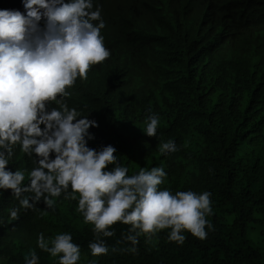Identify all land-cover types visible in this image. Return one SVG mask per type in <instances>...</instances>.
Returning a JSON list of instances; mask_svg holds the SVG:
<instances>
[{"label":"clouds","instance_id":"clouds-1","mask_svg":"<svg viewBox=\"0 0 264 264\" xmlns=\"http://www.w3.org/2000/svg\"><path fill=\"white\" fill-rule=\"evenodd\" d=\"M104 2L22 0V14L18 0H0V190L10 189L24 208L41 199L52 208L53 197L67 194L76 199L78 194L77 211L94 226L96 239L88 245L93 256L107 254L109 248L101 237L113 236L109 229L116 222L130 225L124 239L132 245L142 233L151 236L163 229H170L168 239L177 244L185 241V231L205 239L206 227L212 228L206 219L212 214L211 193L162 190L165 171L147 163L137 174L128 175V168L115 155L116 141L104 140L96 132L93 111L86 103H70L69 89L79 79L90 78L94 93L110 109H123L124 126H117L116 133L122 137L128 126L145 122L139 133L155 136L158 115L146 119L143 115L146 103L163 89L160 62L177 56L190 37L173 7L185 8L195 30L203 26L202 16L214 12L215 2L173 0L171 6L161 0H138L134 12L113 0L108 4L109 23ZM221 6L222 12L216 9V13L226 24L218 50L229 38L221 71L229 75L243 66L264 64V58L259 59L264 55V20L257 21L254 31L241 30L243 16L236 20L230 6L222 0ZM208 30L200 32L201 39H209ZM142 40L152 49L137 59L135 46ZM156 59V71L144 66ZM185 126L198 130V135L202 128L194 117ZM159 150L178 149L168 140ZM142 160L146 156L134 163ZM24 193L31 195L21 198ZM17 215L15 209L10 213L12 219ZM37 246L52 257L59 256V264H77L80 259V246L69 233L50 240L41 233ZM38 259L32 251L25 264H38Z\"/></svg>","mask_w":264,"mask_h":264},{"label":"trees","instance_id":"trees-1","mask_svg":"<svg viewBox=\"0 0 264 264\" xmlns=\"http://www.w3.org/2000/svg\"><path fill=\"white\" fill-rule=\"evenodd\" d=\"M18 1L21 4L17 10L24 14L22 0ZM119 1L138 12V0ZM161 1L171 6L173 3ZM222 1L231 7L230 14L236 20L243 16L238 25L241 30L254 31L257 21L264 20V0ZM111 2H104L108 23ZM214 2V12L202 16L203 26L195 30L185 8L181 4L173 7L178 23L190 37L177 56L160 62V72L165 76L163 89L159 97L146 103L143 115L144 119L158 115L155 136L139 133L145 122L128 126L122 137L116 133L117 126H124L123 109H110L94 93L90 78L79 79L69 89L70 103H86L93 111L96 132L104 140L116 141L115 155L128 168V175L137 174L147 163L165 171L159 186L162 190L173 194L188 190L211 193L212 214L206 219L212 228L206 227V238L185 231V241L177 244L168 239L170 229H163L151 236L142 233L138 243L132 245L124 239L130 225L116 222L109 229L114 235L101 237L109 248L107 254L93 256L88 245L96 239L94 226L85 223L77 211L78 194L76 199L67 194L53 197L52 208L46 207L43 199L32 208H24L7 189L0 190V264H25V257L30 258L32 251L39 258L38 264H59V256L52 257L37 246L41 233L46 240L71 234L73 243L80 246L77 264H264V64L243 66L229 75L221 71L219 65L229 38L218 50L226 23L216 13V9L222 12L221 0ZM205 27L209 39L203 40L200 32ZM233 30L231 27L230 34ZM151 49L140 41L135 46L136 58ZM156 62L151 60L144 66L156 71ZM193 117L198 127L202 125L199 135L198 130L185 128L186 120ZM168 140L174 141L178 150L161 153L160 145ZM141 156L147 160L134 163ZM28 182L25 175L23 183ZM29 195L24 193L21 198ZM13 209L18 212L16 219L10 216Z\"/></svg>","mask_w":264,"mask_h":264},{"label":"rangeland","instance_id":"rangeland-1","mask_svg":"<svg viewBox=\"0 0 264 264\" xmlns=\"http://www.w3.org/2000/svg\"><path fill=\"white\" fill-rule=\"evenodd\" d=\"M252 237H253V238H256V234H255V232H252Z\"/></svg>","mask_w":264,"mask_h":264}]
</instances>
